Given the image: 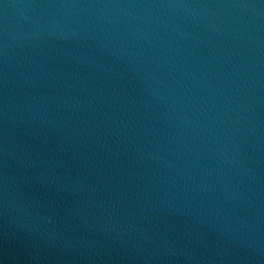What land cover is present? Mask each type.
Returning a JSON list of instances; mask_svg holds the SVG:
<instances>
[{
	"label": "water",
	"instance_id": "1",
	"mask_svg": "<svg viewBox=\"0 0 264 264\" xmlns=\"http://www.w3.org/2000/svg\"><path fill=\"white\" fill-rule=\"evenodd\" d=\"M0 264H264V0H0Z\"/></svg>",
	"mask_w": 264,
	"mask_h": 264
}]
</instances>
